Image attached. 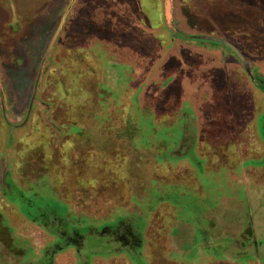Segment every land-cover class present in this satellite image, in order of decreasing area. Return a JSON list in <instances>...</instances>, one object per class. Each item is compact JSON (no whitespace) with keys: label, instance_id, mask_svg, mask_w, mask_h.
<instances>
[{"label":"rangeland","instance_id":"374dc122","mask_svg":"<svg viewBox=\"0 0 264 264\" xmlns=\"http://www.w3.org/2000/svg\"><path fill=\"white\" fill-rule=\"evenodd\" d=\"M0 264H264V0H0Z\"/></svg>","mask_w":264,"mask_h":264},{"label":"water","instance_id":"95a60500","mask_svg":"<svg viewBox=\"0 0 264 264\" xmlns=\"http://www.w3.org/2000/svg\"><path fill=\"white\" fill-rule=\"evenodd\" d=\"M198 37L200 39H204V40H209V41H213V42H219V43H222L223 45L227 46L228 48H230L239 57V59L244 64L245 68L246 69L248 68V62H247L245 56L229 40H227V39H225L223 37H220V36L203 35V34L199 35Z\"/></svg>","mask_w":264,"mask_h":264},{"label":"crops","instance_id":"0c3cea01","mask_svg":"<svg viewBox=\"0 0 264 264\" xmlns=\"http://www.w3.org/2000/svg\"><path fill=\"white\" fill-rule=\"evenodd\" d=\"M176 237H178L179 238V236H176ZM178 240V239H177ZM177 242H179V243H182V242H180L179 240L178 241H176L175 243H177ZM182 244H185V243H182Z\"/></svg>","mask_w":264,"mask_h":264}]
</instances>
